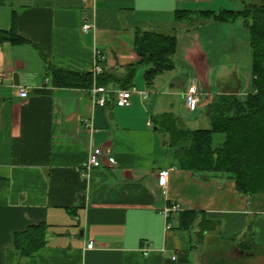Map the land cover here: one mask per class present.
<instances>
[{"label": "crops", "instance_id": "0c3cea01", "mask_svg": "<svg viewBox=\"0 0 264 264\" xmlns=\"http://www.w3.org/2000/svg\"><path fill=\"white\" fill-rule=\"evenodd\" d=\"M263 2L0 0V30L14 27L26 41L0 43V264H264V204L240 193L227 175L182 169L155 123L173 113L195 130L187 116L200 112L210 121L216 96L246 99L253 80L247 28L242 19L202 21L199 13ZM181 13L193 15L178 21ZM89 23L94 27L84 31ZM138 31L178 40L176 69L152 88L135 48ZM51 65L80 74L100 66L101 74L117 75L134 67L128 90L138 93L122 107L116 93L124 89L108 85L101 107L96 84L57 88ZM194 83L202 97L191 112L185 94ZM95 148L109 150L116 164L104 159L86 170ZM164 170L166 192L158 185ZM174 204L203 212L216 230L200 242L196 227L178 229V212L166 214ZM39 225L47 227L45 247L32 259L21 256L15 235Z\"/></svg>", "mask_w": 264, "mask_h": 264}, {"label": "trees", "instance_id": "16d2710c", "mask_svg": "<svg viewBox=\"0 0 264 264\" xmlns=\"http://www.w3.org/2000/svg\"><path fill=\"white\" fill-rule=\"evenodd\" d=\"M191 13L178 14L177 20L191 18ZM202 21L234 22L242 19L249 32L252 52V91L245 100L218 95L211 103L210 127L189 129L182 126L173 113L155 118L158 131L168 136V151L182 169L192 173L224 174L234 180L240 193L252 198L256 204H264V2L247 5L240 12H200ZM13 18V25H14ZM177 38L155 32H136L135 48L142 62L149 68L145 73V85L152 88L155 80L176 69ZM13 45L26 43L14 27L0 30V43ZM53 85L57 88L90 90L94 84L106 87L117 85L124 90L134 84L136 69L127 68L122 75L115 73L80 74L50 66ZM218 142L217 140L220 138ZM178 229H198L199 241L215 231L217 223L207 220L203 212L178 211ZM47 227H30L15 235L14 246L21 256L33 258L45 247Z\"/></svg>", "mask_w": 264, "mask_h": 264}, {"label": "built area", "instance_id": "2783aa9c", "mask_svg": "<svg viewBox=\"0 0 264 264\" xmlns=\"http://www.w3.org/2000/svg\"><path fill=\"white\" fill-rule=\"evenodd\" d=\"M93 27L94 24L89 23V24H85L83 26V29L84 31H89ZM101 72H102L101 67L97 66L93 73L94 77L99 75ZM0 77H2V74H0ZM93 93L95 96V103L98 106L105 107L108 102L109 92L104 87L95 86L93 89ZM134 93H138V92L135 89L120 90L118 93H116L118 105L122 107H129L131 105V97L133 96ZM140 95L144 96V98L148 97L146 93H141ZM20 96L23 99L28 98L29 90L26 88H21ZM201 97H202V93L199 91L196 83L192 84L188 88L185 94L187 109L191 112L196 111L201 103ZM109 154H110L109 150H104L103 148H95L94 150H92L89 160L86 162L84 168L89 171L92 168H100L103 165L104 159H107L108 162L111 164H116L115 160L112 157H110ZM0 171H1V167H0ZM168 178H169V170H164L160 172L158 176V185L163 192H166L168 189ZM178 211H180L179 204H174L169 209L166 210V214L169 215L171 212H178ZM93 245H94L93 243H90L88 245V248L92 249L94 247ZM144 254L145 255L148 254L147 249H145Z\"/></svg>", "mask_w": 264, "mask_h": 264}, {"label": "rangeland", "instance_id": "374dc122", "mask_svg": "<svg viewBox=\"0 0 264 264\" xmlns=\"http://www.w3.org/2000/svg\"><path fill=\"white\" fill-rule=\"evenodd\" d=\"M187 117H191L192 119H194L193 120V122H194V125H196L195 127L197 128V129H207V128H209L210 127V121H209V118L207 117V116H202L201 114H200V112H199V114H193V115H190V116H187ZM196 118H199V120L197 121V122H195L196 120ZM187 118H184L183 120L182 119H180V121H181V123H182V126L183 127H186V128H189L188 127V124L190 123L188 120H186ZM196 128H194V129H196ZM221 140V136H220V138L217 140L218 142ZM209 245L210 244H208V246L205 248V251H208V248H209ZM240 262V261H239ZM235 264H239V263H235ZM241 264V263H240Z\"/></svg>", "mask_w": 264, "mask_h": 264}]
</instances>
